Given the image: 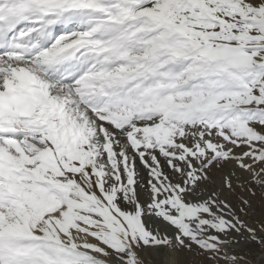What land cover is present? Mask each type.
Masks as SVG:
<instances>
[{"label":"snow or ice","instance_id":"1","mask_svg":"<svg viewBox=\"0 0 264 264\" xmlns=\"http://www.w3.org/2000/svg\"><path fill=\"white\" fill-rule=\"evenodd\" d=\"M0 264H264V0H0Z\"/></svg>","mask_w":264,"mask_h":264}]
</instances>
